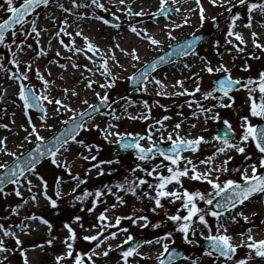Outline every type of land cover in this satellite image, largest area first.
<instances>
[{
	"label": "snow or ice",
	"instance_id": "6c2138e0",
	"mask_svg": "<svg viewBox=\"0 0 264 264\" xmlns=\"http://www.w3.org/2000/svg\"><path fill=\"white\" fill-rule=\"evenodd\" d=\"M133 3L134 0H69V6L63 0H0V49H3L0 51V72L18 86L15 93L17 99L13 103L22 108L26 118V123L18 125V129L25 133L23 141L33 145L25 148L20 143L16 147L23 149V152L13 151L8 147V136H0V152L11 158L0 162V195L7 198L14 194L22 200L14 206L9 205L4 221L11 216H20V210L30 202L39 205L41 197L51 209L57 210L63 197L67 196L73 204L80 206V213L90 214L91 219L87 222L82 214H71L70 219L63 221L62 226L66 231L60 244L64 250L55 255V264H99L98 258H104L107 264V258L114 251L119 253L116 264H140L136 257L154 259L156 264H175L177 261L180 264H201L199 256L187 255V250H180L181 245L177 244L179 237L184 245L199 246L201 240L197 236L207 242L203 255L212 258L211 264H254L255 258L264 260V237L257 238L254 229L258 225L252 223L259 213H246L244 210L246 202H250L254 196H264V123L256 122L264 121V64L254 70L249 60L245 59L239 65V70L249 74L234 76L235 64L230 67L223 59L227 53L232 56L233 62L240 54L261 60L257 51L264 54V41L261 40V32L255 28L257 24L264 28V0H207L209 5L224 10L219 15L225 17L226 24L223 41L216 39L213 42L216 54L221 58L216 64L206 56H199L196 44L202 39L201 36L190 34V38L178 40L173 31L190 25L193 15H198L199 26L202 27L209 19L204 0H195L196 7L188 9L178 6L180 0H158V7L151 13L143 7L135 10ZM111 6H115L116 11H111ZM237 6L240 10H237ZM53 8L67 15L61 19L53 13ZM82 8H90L91 12L80 11ZM98 10L116 21L122 19L118 13H126L128 30L155 48H161L164 41L143 27L142 21L131 23V19L147 16L156 20L162 15L169 21L161 30L167 29L166 36L175 42L174 45L170 44L163 55L144 60L135 72L124 79L136 85V93H148L149 86L154 85L157 96L185 97L184 102L177 105L179 111L176 115L181 119L169 123L174 120L169 113L171 105L163 104L160 100L150 105L147 99L122 96L119 99L124 103L119 105V110L114 107L118 102L112 98L109 90L114 88L119 76L113 72V68L123 67L117 50L131 61L140 62L141 57L137 47L124 48L117 37H113L117 41L115 44L102 47L83 28H72L76 21L88 17L116 29L122 27V23L114 24L113 19L99 14ZM173 12L186 14L176 22L171 16ZM45 17L54 22L55 31L40 26V20ZM210 19L219 25L217 15H212ZM239 28L250 30V38ZM46 32L49 39L47 46H44L42 37ZM29 38L33 43L28 42ZM77 38L83 41L82 45ZM53 39L58 41L60 47L41 68L38 61L53 51ZM249 39L252 51H248ZM222 44L223 52L220 51ZM61 48L68 54L65 55ZM29 50L34 57L24 60L21 54H27ZM172 56L176 57L177 62L184 57H198L202 62L201 72L215 77L210 86H203L204 77L199 72L191 71L193 66L187 60L183 61V67L190 71L189 77L176 79L168 85L165 83L167 73L163 79L154 75L160 65L172 63ZM81 57L88 62H80ZM61 58L64 62H61ZM52 65L65 73L70 69L74 70L73 75L78 72V83L91 90L96 99L92 102L84 99L81 103L86 107L75 109L68 101L72 97H79V92L74 87L58 85L54 78L50 79L53 75ZM33 75L40 82L39 87L32 83ZM192 78L195 84L189 88L186 82ZM58 79L63 81L66 77L58 73ZM56 87L61 89L59 96L53 95ZM169 87L173 90L168 91ZM240 90L245 91L247 98L244 101L246 110L238 116L240 132L237 133L232 121L223 116L219 109L236 107L234 93ZM6 92V88L0 92V100L5 99ZM133 105L141 108V111L135 114L129 112ZM49 106H54L51 117ZM153 107L163 109L164 114L154 118ZM185 107L191 109V118H202L205 125L210 121H222L223 132L206 136L203 133L207 128H204L201 134L193 135L184 128V123L187 121L190 129H195L197 124L185 115ZM102 108L109 111L101 112ZM237 111L240 112V109ZM32 112L37 114L39 124ZM63 113L70 115L60 119L61 127L50 136L42 134L41 129L55 128L54 124L48 123L49 119ZM97 114L107 117L105 126L95 122ZM15 116L13 112L11 122L0 123V128L10 132L16 123ZM125 117L133 121L151 122L143 133L121 131L117 122ZM93 129L103 142L118 145L120 150L128 153L132 162L125 168L124 157L119 152L102 158L105 143L96 140L87 142L81 138L84 132ZM73 145L83 149L78 150V159L88 162L83 174L73 170L74 161L65 155L71 152ZM205 147L212 149L210 154H203ZM237 154L243 161L239 165H236ZM42 162L60 170V174L54 172V189L40 171ZM121 168H124L123 172ZM93 173L101 181L99 186H89ZM105 176L120 178L105 183L102 180ZM186 181L193 182V185L187 186ZM67 183H71L72 187L65 192L64 185ZM8 185L12 186L10 190ZM24 190L30 194L28 199H24ZM136 202H142L144 207H136ZM121 207L130 210L127 213L118 212ZM159 213L163 214V218L153 222L150 214ZM24 219L38 221L46 226L48 233V238L42 243L31 244V249L43 250L60 239L52 235L54 225L44 215L33 212ZM240 219L250 226L244 231L230 232L229 226L238 224ZM166 222L170 223V229L151 239L137 241L131 230L133 227L158 230ZM260 224H264V220ZM14 229L25 234L32 231L31 224L24 221L13 224L0 222V254L14 253L18 249L23 264H31L29 248L24 246V241ZM237 235L240 237L238 241ZM6 238L14 240L15 247H9ZM117 240L119 243H113ZM153 244L159 245L155 257L142 250L143 245ZM241 250H244L243 255L240 254ZM0 264H10L7 255H0Z\"/></svg>",
	"mask_w": 264,
	"mask_h": 264
},
{
	"label": "bare ground",
	"instance_id": "6f19581e",
	"mask_svg": "<svg viewBox=\"0 0 264 264\" xmlns=\"http://www.w3.org/2000/svg\"><path fill=\"white\" fill-rule=\"evenodd\" d=\"M64 1L65 0H63V2ZM192 1H195V0H180V5H178V6L182 7L183 9H188L190 7L191 8H195L194 5H190V2H192ZM233 2H234V0H233ZM133 7H134L135 10H139L141 7H143L146 12L151 13V12H153L155 10L156 7H158V0H134ZM237 7H239V6H237ZM55 11H59V13H60L59 17L61 19L65 15H67V14L63 13L62 10L55 9ZM80 11L91 12V9L89 8V9L86 10V9L82 8V9H80ZM111 11H116L115 6H111ZM0 14H2V13H0ZM185 14H186L185 12L176 13L174 16H172V19L173 20L174 19H182V17ZM118 15H120L122 17V19L120 20V23H122V27H125L127 29V31H122L120 29H109V28L105 27L104 25H102L101 24L102 22L101 23L99 22V23L96 24L95 20L92 19L91 17H88V18H86L83 21H76L72 25V28L74 29L77 26H79L80 28H83L85 33L90 35L95 40V42L100 44L102 47H105V45L109 46V45L115 44L117 41L114 40L113 37H117L119 42L125 41L127 43L125 45V47L123 46L124 48L130 49L131 47H137L139 49V55L141 57L140 61H142V62L144 60H146V59H150L151 57H153L155 55V52L157 50H159V48H155V47L149 46L147 41H144V40H142L140 38H137L134 34L133 35L135 36V38L130 37V35L132 33L127 28V23L129 22V20L127 18V14L126 13H118ZM45 18H47V17H45ZM45 18L40 20V26L41 27H45L46 26L48 28L47 25H44ZM71 19L74 20L75 18L72 17ZM223 19H224V16L218 17L219 21H221ZM48 20H50V19H48ZM137 21H142V26L148 28L150 33L154 34L157 38L161 39V36L165 35L166 39H168L167 36H166L167 29H165L163 31L161 30L163 25L165 23L169 22L165 17H163L162 19L156 18V20H151L147 16H144V17H133L130 22L131 23H136ZM161 21H163V23H161ZM259 28L264 30V28H261L259 26V24H257L255 30L259 31ZM70 30H72V29H70ZM176 30H178V36L180 37L182 35V32H180L181 31L180 28L176 29ZM245 30L248 32V35L250 37V30H248V29H245ZM42 39L45 41V45L44 46H47V40L49 39V34L45 33L43 35ZM65 39H67V38L65 37ZM261 40L264 41V37H262ZM77 41H78L79 44L82 45L83 41L80 38H77ZM54 42L55 41L53 39L52 40L53 51L50 52V54L48 56L50 58L46 57V58H42V59H40L38 61V63L41 66V68H43L44 65H46L48 63V60L51 59V57L55 55L56 47H55ZM34 47H35V45H34ZM63 51L65 52V55L68 54L66 52V50L63 49ZM202 54L205 55V56H208V57H209V55L211 56L209 50H206V48H203V49H201L199 51V56H201ZM234 54L235 53H233V55ZM21 55H22L24 60H27L30 57H34V53H33V56H30V57L27 56V54H21ZM117 56L119 57L120 63H121V65H123V67L122 68L119 67V66L114 67L113 68V72L116 73L119 76V79H118L117 82L118 83H122L125 80L124 77H126L128 75V73L131 71L133 65L135 63H138V62L131 61V59L129 57H125L122 53L119 52V50H117ZM229 57H232V56L227 54V53H225L224 56H223V58H229ZM197 59H198V57H192V58H189V59H186V60L190 64H192V66H193L191 71H195V72H199L200 73L201 72V66L198 65ZM183 61L184 60H181L180 62H177V63L172 64V65H168L165 68L158 69V71H156V73H154V75H157L158 77L163 79L164 78V74L167 73V79L165 80V83L168 84V85L173 84L176 79H180L182 77H189L191 75V73H190V71L188 69L183 67ZM61 62H64L63 58H61ZM80 62L84 63V60L80 59ZM262 64H264V62H262V63L258 64L257 66L253 67V69L254 70L258 69ZM51 68H52L53 75H52V77H50V79L54 78V79L57 80V83L59 85H65V86L74 87L79 92V97H72L71 100L68 101V102L71 103V105L73 107H78V106L79 107H85V105L81 103L82 100L88 99L89 102H92V101H94L96 99L91 90L85 89L83 87V84L78 83V81L80 79V76H79L78 72H76L75 75H73L74 70H71V69L68 70L65 73L64 70L60 69L56 65H52ZM235 69H236V66L233 67V70H235ZM58 73H63L65 75L66 79L63 80V81L59 80L58 79ZM85 74L87 75V73H85ZM248 74L249 73H247V75ZM201 75L204 77L203 86L205 88H207L208 81H207L206 76L208 74L204 72V73H201ZM34 77H35V75H34ZM34 77H33V79H34ZM37 82H38L37 86L39 87V83L40 82L39 81H37ZM193 83H195L193 78L186 82L187 86L192 85ZM70 84H72V85H70ZM5 88L9 90L7 92V94L5 95V99H7L9 101H13V99L16 98L15 93L18 90V86L14 82H12L10 80H7V78L5 77L4 73L0 72V92H2ZM169 89L173 90L171 87H169ZM97 90H99V88H97ZM152 90H156V86L150 85L149 86V91H152ZM56 94H62L60 88L59 89L55 88L53 90V95H56ZM130 96L133 99H136V96H134V95H130ZM123 103H124L123 100H119L118 101V103H117L118 110H119V105H121ZM49 107L53 108L54 106H49ZM135 107H136V105H133L130 108H135ZM20 108L21 107L12 105V107L7 110V115H6L7 119L5 118V120H3V121L1 120L0 121V123H10L11 120L13 119L12 113L13 112L16 113V116H15L16 123H15V125L12 126V130L10 132L0 128V136H8V147L10 149H12L13 151H16V149H17L16 145L17 144L22 143L23 136L25 135V133H24V131L22 129H18V125H20L21 122H22V120H21V118H20V116L18 114L19 111H20L19 110ZM237 109H240V112H238ZM243 111L244 110L242 108H239V107H236V110L224 109V111H223V116L229 118L232 121L234 127L236 128L237 133L240 132L238 116L240 114H242ZM49 116L51 117V113H49ZM51 119H53V118H50L49 120H51ZM125 119H126V117L123 118L122 120H125ZM117 123H119L121 131L125 129L124 126L122 125V122L119 121ZM196 124L198 126L197 130L201 134V130H202L201 125L199 124V122H196ZM211 130H212V127L209 126V127H207V131L204 132L203 134L206 135V136H210ZM191 132H192V134H194L193 131H191ZM87 133H89V132H86L85 134H87ZM90 133H94V134L99 135V133L95 129L90 131ZM97 141L101 142V143H104L101 140L100 135H99V139ZM106 146H107V144L105 143V149H104L103 152H106V150H107ZM9 158L10 157H8V156L4 155L2 152H0V162H3L4 160L9 159ZM240 161H241L240 159L236 160V165L241 164L242 162H240ZM73 170L77 171L76 169H73ZM57 171H59L58 174H60V170H57ZM225 175H227V174H225ZM233 175H236V174L234 173ZM95 178H96L95 175H92V179L89 182V185L91 184L90 186H92L93 181H94ZM119 178H120L119 176H112V177L108 176L105 179V183H109L112 180L119 179ZM65 179H67V175L66 174H65ZM94 183H97V182L94 181ZM99 184H100V182L97 183L95 186H99ZM186 185L190 187V185H189V183L187 181H186ZM71 187H72L71 183L65 184L64 185V191L65 192L69 191V189ZM30 203H32V202H30ZM30 203H28V205H30ZM261 206H264L263 201L260 198H256V199H252L250 202H247L245 204V206H244V210H245L246 213H250L252 211L258 212L259 215L256 218H258V223H260V221L262 220V213L258 210V208L261 207ZM44 207L45 206H44V204H42L41 199H40L39 208H44ZM136 207L142 208V207H144V204L142 202H136ZM129 210L130 209L127 208V207H121L120 209H118V212L127 213ZM52 211L54 213L58 212L62 217L66 218V220L70 219V215L71 214H82V215H84L86 222L91 219V215L90 214H88L86 212L80 213V206L78 204H73V202L67 196L63 197L62 202H60V204H59V208L57 210H53L52 209ZM150 218L153 220V222H155L157 219H162L163 218V214H161V213H160V215L159 214H150ZM212 222H213V224L215 223L214 220ZM240 222H243V224H245V222L242 219H240ZM34 226H36L37 230L33 231V233H32V237L34 239L33 242H30V243L29 242H25L24 243V246L26 248H29L28 255H29L31 263L32 264H55L53 262L55 255L58 254L59 252H62L64 250L61 247L60 240L63 239V236H64L66 230H63V231H61L59 233H56V236L60 237V239H58L54 243L53 246H50L48 248H44L43 250H41L39 248L31 249L30 248L31 244H33V243H35V244L42 243V241L44 239L48 238V233H47L46 227L44 225L40 224L37 221V222H34ZM14 230H16L17 233H18L19 229H14ZM131 230H132L133 234H137V233L140 232V229L135 228V227H133ZM229 231L230 232H240L239 230H237L235 228V224H231L229 226ZM256 235H257V238L264 237V229H259L258 232H256ZM121 239H122V236H121ZM6 240L14 241V240H12L10 238H6ZM113 243H119V240L113 241ZM154 245L155 244H153V245H145L142 248V250L144 252H146V253H149L152 257H155V255L157 254V252L159 250V245L157 247H155ZM184 246L188 250H190L189 245H184ZM114 252H112V253H114ZM0 255H7L8 256V260L9 261L11 260V257L8 254H0ZM17 256H18L17 259L19 260L18 264H23L21 256L20 255H17ZM118 259L119 258L114 256L111 259L110 262H107V264H116V261ZM136 259L139 260L140 264H156L154 259H146V258L142 259L140 257H136ZM205 261H206V264H211L212 258L210 260L207 258ZM98 262H99V264H105L104 258H98ZM176 264H180V262H178ZM254 264H264V260H261L259 258H255Z\"/></svg>",
	"mask_w": 264,
	"mask_h": 264
},
{
	"label": "rangeland",
	"instance_id": "374dc122",
	"mask_svg": "<svg viewBox=\"0 0 264 264\" xmlns=\"http://www.w3.org/2000/svg\"><path fill=\"white\" fill-rule=\"evenodd\" d=\"M64 2L66 3V5H69V0H65ZM204 3H205V7L207 8V15L209 16V19L205 22V24L202 27L199 26V17H198V15H193V16H191L192 23L190 25H184V26H182L180 28V30H181L180 32H182V35L180 37L178 36V30L175 29L173 31H174V34L176 35L178 40H183L186 37L190 38V34H195V35L207 34L206 40L197 47V50H198V52L201 49H203V48H206V50H209L211 56L209 55V57L208 56H206V57H208L210 60H212L213 64H216L221 58H220V56H218L216 54V50L213 47V42L216 39H221V41H223V32L226 31V24H225V17H224L223 20L219 21V25L218 26L211 21L210 17L212 15H217L218 17H221L219 15V13H221L224 10L209 5L207 3V0H204ZM190 5H194L196 7L195 1L190 2ZM55 9L56 8H53V13L56 16L59 17L60 13H59V11H55ZM237 10H240L239 7H237ZM98 11H99V14L106 15L108 18H112L108 14L104 13L102 10H98ZM175 14L176 13L173 12L171 14V16H174ZM225 15H226V13H225ZM163 17L164 16H162L161 18H158V19H162ZM174 20L176 22H179L181 19H174ZM99 22L100 21L95 20L96 24L99 23ZM116 22L120 23V21H116ZM161 23H163V21H161ZM53 24H54L53 21H50L47 18H45L44 25H47L48 29L50 31H55V28L53 27ZM101 24L103 25V23H101ZM104 26L109 28V29H116V28L111 27V26H106V25H104ZM120 30L127 31V29L125 27H121ZM238 30L243 31L244 34L247 37H249L248 32L245 29L240 28ZM259 32H261V38L264 37V30L259 28ZM130 37L135 38V36L133 34H131ZM161 39L164 41V44L161 46V48H159V50H157L155 52V55L153 57H151V58H154L156 55L161 54L162 52H164L165 50H167L169 48L168 46L170 44L174 45V43H175L174 41L166 39L165 35H162ZM54 41H55L54 42L55 47L56 48L60 47L58 41L56 39H54ZM28 42L29 43H33L32 38H29ZM119 43L121 44L122 47L123 46L125 47V45L127 44L125 41L119 42ZM106 46L107 45H105V47ZM229 47H231V46L229 45ZM0 51H3V49H0ZM61 51H63V48H61ZM220 51L221 52L224 51L223 44L221 45ZM248 51H252L251 44H250V39H249ZM257 55H261V57H262L261 60H259V61L253 60L250 57L244 56L243 54H240L238 56V58L235 60V62H233L232 57L223 58V59H224V61L226 63H228V65L230 67L233 66V63L235 64L236 69L233 70V75L234 76H241V75H247V73H244V72L239 70V65L242 64L245 59H248L249 62L253 65V67L257 66L258 64H260L262 62H264V54H262L259 51H257ZM27 56H29V57L33 56V52L31 50H29L27 52ZM201 56H205V55L202 54ZM47 58H50V57H47ZM189 58H192V56L184 57L181 60H186V59H189ZM80 59H83L84 63L88 62L86 59H84L82 57ZM140 63H142V61H140L138 63H135L133 65L131 71L128 73L127 76H129L133 72H135L140 67ZM175 63H177L176 60H174L170 65L175 64ZM197 63H198L199 66L202 67V62L199 60V58L197 59ZM201 73H204V72H200V74ZM216 75L218 76L220 74H216ZM207 76H206V78H207V81H208V85H207V88H208L210 86L212 80L215 77L213 75H210V74H208ZM33 77H34V75L32 76V80H33L32 83L37 85L38 82L35 79V77H34V79H33ZM193 80L195 81L194 78H193ZM194 84L195 83H193L192 85H189L188 87L191 88V87L194 86ZM70 85H72V84H70ZM59 88L60 87H56V89H59ZM8 91L9 90L7 89V92ZM168 91H172V90L168 89ZM7 92H6V94H7ZM109 92H110V95L112 96V98L114 100H117V102L120 100L119 98L122 97V96L123 97H127V96H130V95H134V96H136V98L139 97V98H142V99H147L149 101L150 105H153L155 100H160L161 103H163V104L171 105V108L169 109V113L173 115L174 120L173 121H169V123H174L175 120L181 119L180 116L176 115V113L179 111V109L177 108V105L180 104V103H183L184 100L186 99L185 97H161V96H157L155 94L156 90H152V91H149L148 93H142V94L141 93H136L135 91L128 92V81L126 79L122 83H118L117 82L116 85L114 86V88L110 89ZM56 95L59 96L61 94H56ZM234 95L236 96V107L242 108L245 111L246 110V105H244V101L247 98L245 91L244 90L236 91L234 93ZM16 99H17V97L15 99H13V101L16 100ZM13 101H9L7 99L0 100V121L1 120L2 121L5 120L6 115H7V114L5 115V112L7 113V110L10 109L12 107V105L17 106L16 104L13 103ZM174 101H175V103H173ZM114 107H118V106L114 105ZM236 107H234L232 109L236 110ZM74 108L79 110L80 108H84V107H79L78 106V107H74ZM19 110L20 111H19L18 114H19V116H20V118L22 120L21 123H26V118L23 115L22 108H20ZM128 111L133 113V114H135V113L141 111V108L136 106L135 108H129ZM183 111L185 112V115L189 116V118L192 119V121L194 123L199 122V124L201 125L202 129L207 128L209 126L212 127V130L210 132V136L212 134L216 133L218 128L223 125L222 121H215V122L210 121L207 125H205L204 122H203V119L195 120V118H191L190 117L191 109H188L187 107H185L183 109ZM219 111H221V113L223 115L224 109H219ZM51 112H52V108L49 107V113H51ZM105 112H107V111H105ZM243 112H242V114H243ZM162 114H164V110L163 109H161L159 107H153V117L154 118H159ZM32 115H33V118L36 121V123L39 124L40 121L37 118V114L32 112ZM68 115H70V113H63V114L58 115L57 117H54L53 119L49 120L48 123L49 124H54L55 128H53L51 130H49V129H41L42 134H44L45 136H50L52 134V132H54L56 129L61 127L60 122H59L60 119L66 118V116H68ZM106 120H107V117H105V116H101V115L95 116V122L100 123L102 127L105 126ZM120 122H122V125L125 128L122 131L127 130V131H133V132H137V131L140 132L142 129H144L146 131L145 124H146L147 121H139V120L133 121V120H130V119L126 118L125 120H122ZM256 122H259V121H256ZM184 128L187 129V130L193 131V133H194L193 135L200 134V132L197 130L198 126L195 129H190L189 128V124H188L187 121L184 123ZM85 133L86 132L83 133L81 138L85 139L87 142H91L92 140H96L97 141L99 139V135H97V134L90 133V132L87 133V134H85ZM22 143L24 144L25 148H29V147L32 146V145H29L26 141H22ZM112 145L113 144H111V145L107 144L106 152H102L101 153L102 158H109L111 155L117 153V151H115L112 148ZM78 150L82 151L83 149H80L79 146H77V145H73L71 152L65 153V155L68 156L69 160L74 161V169H76L77 171H80L83 174V169H84V167L87 166L88 162L78 159V157H77ZM250 150L254 151V149H250ZM16 151L22 153L23 149H18L17 148ZM211 151H212V149L210 147H205L204 150H203V154L204 155H208V154H210ZM120 155L122 157H124V167L126 168L127 165L132 162V159L129 157V154L120 153ZM9 159H11V158H9ZM238 159L241 160L240 162H243L242 161V157L239 154L236 155V160H238ZM40 171H41L42 174H44L46 176V178L49 180L50 184L52 185V188L54 189L55 186L52 183L53 180H54V172H55V174H58L59 171L54 169L53 166H51L47 162H42V166L40 167ZM120 171L123 172L124 168H121ZM92 175H95V173H93ZM106 177H108V176H105V177L102 178L103 182H105ZM32 179L34 180L35 183L39 184V181H37L35 177H32ZM94 181L97 182V183L101 182L100 179H98V178H95ZM94 181H93L92 185L95 186L97 183H94ZM187 182L189 183L190 187L193 185V182H191V181H187ZM197 186L206 187V185H197ZM11 187L12 186L9 185L7 188L10 190ZM29 196H30V194L26 190H24V199H28ZM257 198H260L263 201V204H264V196L260 195ZM253 199H256V198H253ZM21 202H22L21 198L16 197L14 194L9 195L7 198H4L2 195H0V222H6L7 224H13V223H20V221H24V223H30L31 227H32L31 234H25V233L21 232L20 230H18V234L21 236V239L24 241V243L25 242H29V243L33 242L34 239L32 237V233H33V231L37 230L36 226H34V222H30V221H27V220L24 219L25 216L31 215V213H33V212L37 213V215H41V214L44 215L46 218H48L52 222V224L54 225V230H53L52 235H54V234L56 235V233H59V232L64 230L62 224H63V221L66 220V218L62 217L58 212L54 213L52 211V209L50 208V206L47 205V203H46V201L44 200L43 197L41 198V202H42V204H44V206H45L44 208H39V205H36L35 203H30V205L27 204L24 208H22L20 210V213H21L20 216H11L7 221H4V217L7 216L8 212H9V205L11 204V205L14 206L16 203H21ZM258 210L262 213V220H264V206L259 207ZM159 215H160V213H159ZM213 220H214V218H213ZM252 223L258 225V227L254 229L255 232H258L259 229H264V224L258 223V218H255L252 221ZM249 226H250L249 224H246V223L243 224V222H239L238 224H235V228L237 230H239V231H244ZM170 227H171L170 223L166 222L158 230L157 229H152L150 227L147 228V229H140V232L137 233V234H134V236L136 237V239L137 238L143 239V240L151 239L153 236L162 234L163 231L170 229ZM197 239H200L201 241L203 240V238H201L199 236H197ZM236 239L239 240L240 237L237 236ZM6 242H7V245L9 247H15L14 241L6 240ZM177 244L181 245L180 250H182V251L183 250H187L186 251L187 255H192L194 257L199 256L200 259H201V264H206L205 260L207 258L209 260L211 259V258L203 255V248L201 247V244L199 246H190L189 245L190 250H188L184 246L183 242L180 240L179 237H177ZM154 246L157 247L158 245H154ZM48 247L49 246H45V248H48ZM7 254L11 257V260L9 261L10 264H18L19 263V260L17 259V257H18L17 255H20V253H19L18 249L14 253L10 252V253H7ZM240 254L243 255L244 254V250H241ZM114 256L119 258V253L116 252V251L114 253H111L110 257L107 258V262H110L111 259ZM53 262L55 263V261H53Z\"/></svg>",
	"mask_w": 264,
	"mask_h": 264
},
{
	"label": "water",
	"instance_id": "95a60500",
	"mask_svg": "<svg viewBox=\"0 0 264 264\" xmlns=\"http://www.w3.org/2000/svg\"><path fill=\"white\" fill-rule=\"evenodd\" d=\"M199 36H201L202 39H201L200 41L197 42L196 46H197L199 43H201L202 41H204V39L206 38V35H199ZM167 51H168V50H167ZM167 51H166V52H167ZM164 53H165V52H164ZM164 53H163V54H164ZM163 54H162V55H163ZM175 59H176L175 56L170 57V60H171V61H173V60H175ZM168 64H169V63L162 64V65L159 66V68H162V67H164V66H166V65H168ZM159 68H158V69H159ZM135 87H136V85L130 83V85H129V91H130V92L133 91V90L135 89ZM105 110H107V108H102V109H101V112H104ZM97 115H98V114H97ZM261 123H264V122H261ZM222 132H223V126L218 130V133H222ZM113 147H114L115 149H117V150L123 152L122 150H120V149L118 148V145H114ZM256 196H258V195H256ZM254 197H255V196H254ZM137 241H140V240H137ZM206 245H207V242H206V241H203L202 246H203V247H206Z\"/></svg>",
	"mask_w": 264,
	"mask_h": 264
}]
</instances>
